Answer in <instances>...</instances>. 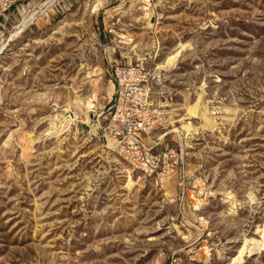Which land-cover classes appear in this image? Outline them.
Segmentation results:
<instances>
[{
  "label": "rangeland",
  "instance_id": "obj_1",
  "mask_svg": "<svg viewBox=\"0 0 264 264\" xmlns=\"http://www.w3.org/2000/svg\"><path fill=\"white\" fill-rule=\"evenodd\" d=\"M46 1L0 28V264H264V0ZM117 63L168 118L165 177L101 136Z\"/></svg>",
  "mask_w": 264,
  "mask_h": 264
},
{
  "label": "built area",
  "instance_id": "obj_2",
  "mask_svg": "<svg viewBox=\"0 0 264 264\" xmlns=\"http://www.w3.org/2000/svg\"><path fill=\"white\" fill-rule=\"evenodd\" d=\"M31 1L0 0V28H4L12 10ZM32 14L30 25L35 22L37 11ZM113 79L115 100L106 122L100 127L101 136L109 148L132 169L147 177L162 178L169 175L183 164V156L174 149L158 151L154 144L146 140L152 131L164 128L168 118L150 101L149 78L143 66L141 63H117L113 66ZM69 118L73 122H82L79 113Z\"/></svg>",
  "mask_w": 264,
  "mask_h": 264
},
{
  "label": "bare ground",
  "instance_id": "obj_3",
  "mask_svg": "<svg viewBox=\"0 0 264 264\" xmlns=\"http://www.w3.org/2000/svg\"><path fill=\"white\" fill-rule=\"evenodd\" d=\"M49 1L52 2L53 0H49ZM144 1H147V0H144ZM32 16H33V14L29 15L28 18H25V20L23 22H21L22 25L26 24L29 21V19L32 18ZM184 127H186V129H187L188 126H184Z\"/></svg>",
  "mask_w": 264,
  "mask_h": 264
},
{
  "label": "crops",
  "instance_id": "obj_4",
  "mask_svg": "<svg viewBox=\"0 0 264 264\" xmlns=\"http://www.w3.org/2000/svg\"><path fill=\"white\" fill-rule=\"evenodd\" d=\"M66 1H68V0H66ZM64 3H65V1H64ZM68 3V2H67ZM33 25V24H32ZM147 139V138H146ZM154 139L153 138H151L148 142L149 143H154V145H156L157 144V142L156 141H153ZM155 140H157L156 138H155Z\"/></svg>",
  "mask_w": 264,
  "mask_h": 264
}]
</instances>
